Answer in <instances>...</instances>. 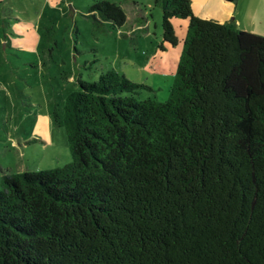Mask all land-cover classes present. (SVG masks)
<instances>
[{"label": "trees", "instance_id": "16d2710c", "mask_svg": "<svg viewBox=\"0 0 264 264\" xmlns=\"http://www.w3.org/2000/svg\"><path fill=\"white\" fill-rule=\"evenodd\" d=\"M155 2L162 50L189 20L168 99L114 69L78 78L51 113L72 160L1 169L0 264H264V35ZM90 12L128 20L112 0Z\"/></svg>", "mask_w": 264, "mask_h": 264}, {"label": "rangeland", "instance_id": "374dc122", "mask_svg": "<svg viewBox=\"0 0 264 264\" xmlns=\"http://www.w3.org/2000/svg\"><path fill=\"white\" fill-rule=\"evenodd\" d=\"M13 1L9 7L27 8L22 15L36 20L38 39L33 48L8 46V54L0 45V186L2 168L49 169L72 160L66 132L51 113L78 89V78L97 80L114 69L149 86L139 89L141 98L168 99L189 25L174 18L179 43L162 50L163 11L155 0H112L127 13L122 27L90 12L98 0ZM39 131L48 142L32 141Z\"/></svg>", "mask_w": 264, "mask_h": 264}, {"label": "crops", "instance_id": "0c3cea01", "mask_svg": "<svg viewBox=\"0 0 264 264\" xmlns=\"http://www.w3.org/2000/svg\"><path fill=\"white\" fill-rule=\"evenodd\" d=\"M52 5L56 3L49 0ZM59 1V0H57ZM19 2H23L19 0ZM47 2V0H46ZM0 45L4 43V51L10 43L12 47L33 48L37 39L30 36L29 28L32 24L36 26V20L30 14L22 15L24 9L18 12L9 4H15L13 0H0ZM192 7L195 13L204 18L216 19L220 22H236L239 26L253 32L264 35V0H192ZM49 123V118H48ZM47 123V122H46ZM47 123V124H48ZM36 135L44 142L49 141V137L42 132Z\"/></svg>", "mask_w": 264, "mask_h": 264}]
</instances>
